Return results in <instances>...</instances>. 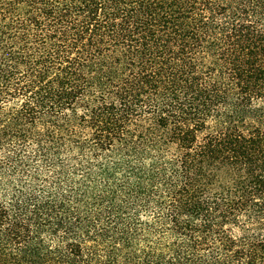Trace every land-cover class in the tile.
<instances>
[{"label": "trees", "instance_id": "trees-1", "mask_svg": "<svg viewBox=\"0 0 264 264\" xmlns=\"http://www.w3.org/2000/svg\"><path fill=\"white\" fill-rule=\"evenodd\" d=\"M0 264H264V0H0Z\"/></svg>", "mask_w": 264, "mask_h": 264}]
</instances>
